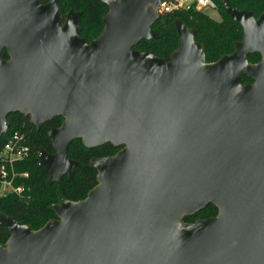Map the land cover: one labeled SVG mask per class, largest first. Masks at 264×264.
Here are the masks:
<instances>
[{"label":"water","instance_id":"1","mask_svg":"<svg viewBox=\"0 0 264 264\" xmlns=\"http://www.w3.org/2000/svg\"><path fill=\"white\" fill-rule=\"evenodd\" d=\"M60 1L0 0V138L13 112L37 128L62 116L55 152L39 153L49 183L82 166L69 155L76 139L123 148L93 158L97 185L62 197L39 229L0 212L11 233L0 264H264V12L224 0L243 38L207 62L182 18L169 59L135 48L160 37L163 0H103L91 42L83 11L63 14ZM210 203L216 216L184 220Z\"/></svg>","mask_w":264,"mask_h":264},{"label":"trees","instance_id":"2","mask_svg":"<svg viewBox=\"0 0 264 264\" xmlns=\"http://www.w3.org/2000/svg\"><path fill=\"white\" fill-rule=\"evenodd\" d=\"M217 1V10L222 15L220 20L214 19L196 7L160 12V17L152 26L158 31L160 37L143 39L135 48L153 51L158 56L169 59L179 44L175 21L182 18L189 27L197 29L195 39L205 47L207 62L217 61L224 54L234 52L236 42L243 38L244 30L238 21L227 14L224 0ZM230 2L235 8L253 11L256 17L264 12V0H230ZM59 5L63 14L70 9L83 11L80 35L88 42L97 38L103 31L105 26L103 17L109 10L108 4L103 0H61ZM248 56L252 63L259 62L262 58L260 53H250ZM4 57L9 58L7 49H4ZM242 81L248 83L253 82V79L249 75H244ZM63 120L62 116H56L37 128L31 122L30 116L13 112L8 116L9 129L0 138V154L15 132L24 135L29 145L28 155L14 163V169L18 173L28 174V177L20 176L16 179V185L26 188L24 195L18 196L11 193L7 197H0V212L11 215L17 221L32 226L33 229H39L50 219L57 217L53 205L59 203L62 197L73 201L84 199L97 185L98 170L90 164L93 158L111 156L123 148L111 142L90 148L84 145L82 139H76L69 147V155L79 160L82 166L76 169L74 175H64L62 179L49 183L50 172L41 165L39 153L42 149L50 153L55 152L49 132L54 127H60ZM2 163L0 157V166ZM218 211V207L210 203L195 214L187 215L184 220L195 222L200 218L216 216ZM10 234V230L0 224V244H5Z\"/></svg>","mask_w":264,"mask_h":264},{"label":"built area","instance_id":"3","mask_svg":"<svg viewBox=\"0 0 264 264\" xmlns=\"http://www.w3.org/2000/svg\"><path fill=\"white\" fill-rule=\"evenodd\" d=\"M196 7L199 10H213L218 8L217 0H163L159 11L173 12L176 10ZM29 153V145L24 135L15 132L0 154L2 165L0 166V197H7L14 193L18 196L24 195L25 187L16 185V179L20 176L28 177L27 173H18L14 169L15 161H20Z\"/></svg>","mask_w":264,"mask_h":264},{"label":"rangeland","instance_id":"4","mask_svg":"<svg viewBox=\"0 0 264 264\" xmlns=\"http://www.w3.org/2000/svg\"><path fill=\"white\" fill-rule=\"evenodd\" d=\"M202 11L208 13L214 19H217V20L222 19V15H220L217 9H213V10L209 9V10H202Z\"/></svg>","mask_w":264,"mask_h":264}]
</instances>
